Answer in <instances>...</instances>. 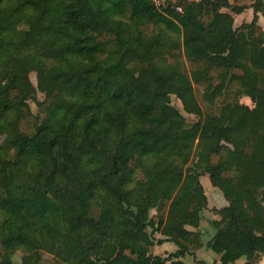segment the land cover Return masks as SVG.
<instances>
[{"label":"trees","instance_id":"trees-1","mask_svg":"<svg viewBox=\"0 0 264 264\" xmlns=\"http://www.w3.org/2000/svg\"><path fill=\"white\" fill-rule=\"evenodd\" d=\"M252 2L264 14L260 0H168L161 7L154 0H0V62H10L16 76L8 81L0 72V264H13L19 248L37 252L24 264H185L181 258L202 246L187 227H200L208 202L202 174L184 175L177 162L187 165L194 148L230 202L217 210L208 247L221 264L260 263L264 31L257 16L235 28L222 11L240 14ZM32 72L46 96L66 94L43 124L28 103ZM171 95L201 120L190 125ZM144 160H154L153 180L138 184L136 199L126 190L132 163ZM245 162L252 172L241 171ZM19 165L27 183L5 196L12 183L4 170ZM98 200L103 209L94 219ZM149 227L179 250L154 255L142 239ZM55 237L57 258L43 261L39 251Z\"/></svg>","mask_w":264,"mask_h":264},{"label":"rangeland","instance_id":"rangeland-1","mask_svg":"<svg viewBox=\"0 0 264 264\" xmlns=\"http://www.w3.org/2000/svg\"><path fill=\"white\" fill-rule=\"evenodd\" d=\"M168 0H154V2H156V4L158 6L161 7L162 4H166ZM166 6V5H165ZM26 24V21L23 20L20 24L19 29ZM235 28H238V22L235 23ZM240 27V26H239ZM0 72H2L3 74H6L8 76V81L12 80L13 78H15L16 76L14 75V69H12L11 67V63L9 62V66H7L5 64V62H0ZM183 69H185V67L183 66ZM29 81L30 83H32V86L34 88V90H27L28 92V103L31 107V110L33 112L34 115H38L41 119V123H46L48 122V118L51 114L52 108L54 106V103L56 100H63L66 101V94L64 91H57L55 94L52 95V97H48L46 96V94H44L43 92H41V90L39 89V82H38V76L36 72H32L29 74ZM195 89H197V86L195 85L194 87ZM204 92V91H203ZM171 103L173 106H175L176 108H178L180 110V112L182 113V115L185 117V119L187 120V122L190 125L195 124L196 122H199L201 120V117L198 115H194V114H189L187 113V111L184 109V105L182 103V101L176 96V95H171ZM241 103L249 106L252 110L255 108L256 104L246 95H242L240 97ZM67 108H71L69 106V104L67 105ZM17 130L16 129H12L10 131V134L13 137L17 136ZM6 138L5 134H2L0 136V144L2 142H4ZM250 140H252L253 143H258L260 138L258 135L253 136V137H249ZM249 141V140H248ZM199 140L196 141V145L198 144ZM251 142V141H249ZM198 150H196V148H194L193 151V156L191 158V160L188 161L187 165H183L182 161L183 160H177L180 169L184 172V175H186L188 173V171L190 170H194V172H196L197 174L201 175L200 177V181L201 178H204L203 180L207 178L210 179L209 174L204 173L206 170V160H197L194 156H197ZM153 161L154 160H144V162L142 164L137 163L134 164L132 163V168L135 169V173L132 176V180L133 182L127 187L126 192H131L133 194V196L136 199H140L141 195H142V188L138 185L139 183L142 182H146V181H152L153 178L152 176H150L148 179V175L149 172L152 168L153 165ZM24 167L23 165H19L17 168H14L12 171L10 168H5L4 170V174L6 175L7 178H5L7 185L10 184V182L12 183V187H7L6 190H4V195L9 196L11 194L16 195L17 193V189L20 185H23L25 183H27V176L25 174V169L22 168ZM28 169V167L26 168ZM11 171V173H10ZM241 171L243 172H252L249 171L248 166L245 162V165L241 168ZM259 175H261L260 173H258ZM242 176V173L239 172V177ZM211 181V180H210ZM202 182V181H201ZM153 183V182H152ZM212 183V182H211ZM202 184V183H201ZM207 184V183H206ZM209 186V185H206ZM222 192V191H221ZM258 193V194H257ZM255 194L257 200L259 201V203H261V205L264 207V187L262 189H260L258 192ZM206 194V193H205ZM208 196L210 197V199L213 198V194L210 190H208ZM224 195V194H223ZM226 199V198H225ZM208 200V199H207ZM227 200V199H226ZM228 201V200H227ZM213 202V203H212ZM211 202V207H213V209H210L209 207V201L207 202V208L202 210L201 214H204L205 210H210L211 212L215 213L218 217V220L221 219V215H219L218 213V209L216 208H220L222 206L221 203H215L214 201ZM101 201H94L93 206L91 208L90 211V215L92 218L96 219L99 214L100 211L103 209L102 205H101ZM230 202L228 201V205L229 206ZM226 206V207H227ZM222 209V208H221ZM151 216L157 214V208H152L151 211ZM204 218V215H203ZM2 219L1 214H0V220ZM208 222H210L211 224L213 223V221H211L210 219H207ZM211 227H213L215 230L216 228L214 226L211 225ZM157 227L152 228L149 227L147 228L144 232L145 234L142 235V239H147L153 244V246L156 244V242L159 240V235L157 234L156 230ZM217 232V230H216ZM216 234V233H215ZM47 248L41 249L39 251L40 257L43 261L46 260H52V259H56L57 255L60 251V249L58 248V238H50L47 241ZM152 246V247H153ZM4 245L2 244V239H0V253L4 252ZM151 252H153V248L151 249ZM206 253V249L203 250L202 252V259L205 258V253ZM201 254V253H200ZM37 255V252L33 251L30 252V249H17L15 251V253L12 256V263L13 264H24V258L25 256H30L35 258ZM208 261V260H207Z\"/></svg>","mask_w":264,"mask_h":264},{"label":"crops","instance_id":"crops-1","mask_svg":"<svg viewBox=\"0 0 264 264\" xmlns=\"http://www.w3.org/2000/svg\"><path fill=\"white\" fill-rule=\"evenodd\" d=\"M190 1L199 2L200 0H190ZM230 3L233 4L232 1ZM252 5L253 2L248 3L247 8L240 14L234 13L231 11V9H227V8L222 9V11L231 14L234 17L235 23L238 22L239 26H241L244 23H252L253 20L255 19V16H257V25L264 31V14L262 12H256L255 8ZM204 178H201L202 181L201 183L204 187L207 199L210 203L209 204L210 209H213V207H211L212 201H214L215 203L222 204L220 208H216L218 210L226 207L228 205V201L225 199L221 190L219 188L214 187L209 178L206 177V179L203 180ZM208 190H210L213 194L212 199H210V197L208 196L209 195ZM217 217L218 216L215 213L211 212L209 209L205 210L204 214H201L202 221L200 227L195 228V231L194 230L192 231L198 233L201 236L202 246L198 249L191 250L181 258V261H183L185 264H221L222 255L215 253L208 247V244L215 235L216 230L213 227H211V225L213 226V224L208 222L207 219H210L211 221L213 220L216 221L218 219ZM157 234L159 235L158 238L159 240L156 242V244L153 247L152 253L154 255L167 257L168 255L174 254L179 250L178 245L173 241L169 240L166 236H164L162 232L157 231ZM160 240L162 241V243H159ZM204 249H206V253L204 252L205 258L202 259L201 256ZM245 262L246 259L242 258L236 261L235 263H231V264H244ZM259 264H264V256Z\"/></svg>","mask_w":264,"mask_h":264},{"label":"water","instance_id":"water-1","mask_svg":"<svg viewBox=\"0 0 264 264\" xmlns=\"http://www.w3.org/2000/svg\"><path fill=\"white\" fill-rule=\"evenodd\" d=\"M260 1L262 2L263 6H264V0H260ZM187 229H188V230H194V231H195V228H192V227H190V226H188Z\"/></svg>","mask_w":264,"mask_h":264},{"label":"built area","instance_id":"built-area-1","mask_svg":"<svg viewBox=\"0 0 264 264\" xmlns=\"http://www.w3.org/2000/svg\"><path fill=\"white\" fill-rule=\"evenodd\" d=\"M177 10H178V11H182V8H181V7H177Z\"/></svg>","mask_w":264,"mask_h":264}]
</instances>
